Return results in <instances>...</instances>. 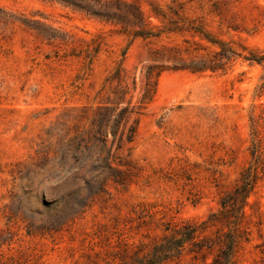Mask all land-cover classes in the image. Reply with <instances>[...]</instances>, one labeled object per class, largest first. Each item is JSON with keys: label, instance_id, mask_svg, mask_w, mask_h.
I'll list each match as a JSON object with an SVG mask.
<instances>
[{"label": "rangeland", "instance_id": "rangeland-1", "mask_svg": "<svg viewBox=\"0 0 264 264\" xmlns=\"http://www.w3.org/2000/svg\"><path fill=\"white\" fill-rule=\"evenodd\" d=\"M68 1L78 0H0V264H119L118 253L148 252L169 224L220 211L254 145L264 166V69L255 61L264 56V0H119L139 6L145 30H164L148 38ZM91 39V64L69 57ZM112 106L130 112L110 158L126 180H106L54 232L56 187L69 170L89 180L94 166L43 156L72 127L67 111ZM244 212L232 264H264V173Z\"/></svg>", "mask_w": 264, "mask_h": 264}, {"label": "trees", "instance_id": "trees-1", "mask_svg": "<svg viewBox=\"0 0 264 264\" xmlns=\"http://www.w3.org/2000/svg\"><path fill=\"white\" fill-rule=\"evenodd\" d=\"M68 3L87 15L121 25L124 33L128 32L127 29L131 27H138L132 32L135 37H158L164 31L154 34L150 30H145L143 13L137 5H121L119 0L114 3L100 0H78L77 2L68 1ZM112 6H115L116 10H112ZM120 6L130 10L133 18H128V12L118 13ZM98 52V41L91 39L85 42L80 49L72 50L69 57L79 58L83 64H91ZM255 61L264 69V56ZM149 93L153 94V86L145 91V94ZM65 116L66 122H73L72 127L68 125L64 135L56 140V150L52 158H48L47 154L43 156V160L49 163L57 161L63 166L69 160L74 163L86 161L94 168L86 172L91 177L85 181L81 170H69L64 183L56 187V196L51 201L48 216L50 230L54 232L59 231L66 223L79 216L104 188L106 180L112 179L121 184L126 180L120 177L121 173L112 167L110 158L111 145L116 139L118 143L122 141L123 130L130 116L128 109H119L117 106L98 107L94 111L77 108L67 111ZM121 128L122 132L117 138ZM127 133L126 141L130 142L135 129L129 127ZM109 134L112 137L111 147L108 145ZM262 156L261 148L254 145L251 151L252 165L242 171L233 191L221 199L220 211L210 214L207 219L199 222L186 221L180 224H169L164 228L163 236L151 246L148 252L141 253L126 249L118 253L119 264H164L171 261H182L185 256L189 257L188 264H206L212 252L215 254L209 264H232L239 245L238 239L243 234L240 226L245 218L244 208L247 206V199L254 190L259 174L264 173V166H260ZM97 172L98 174H95ZM98 176L103 177L100 188H96ZM80 181H84V187L78 186ZM214 228L215 231L211 232Z\"/></svg>", "mask_w": 264, "mask_h": 264}]
</instances>
